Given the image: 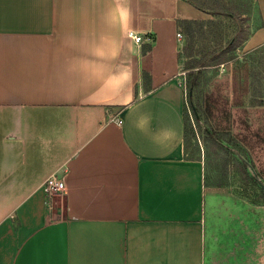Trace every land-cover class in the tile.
Instances as JSON below:
<instances>
[{
	"label": "crops",
	"instance_id": "crops-1",
	"mask_svg": "<svg viewBox=\"0 0 264 264\" xmlns=\"http://www.w3.org/2000/svg\"><path fill=\"white\" fill-rule=\"evenodd\" d=\"M206 17L182 0H0V264H264V204L184 150L177 21ZM51 174L65 190L48 200Z\"/></svg>",
	"mask_w": 264,
	"mask_h": 264
},
{
	"label": "rangeland",
	"instance_id": "rangeland-1",
	"mask_svg": "<svg viewBox=\"0 0 264 264\" xmlns=\"http://www.w3.org/2000/svg\"><path fill=\"white\" fill-rule=\"evenodd\" d=\"M220 1L227 6L225 13L221 11L222 15L216 16L223 22L220 34L224 35V40L219 45L211 34L196 43L198 49L206 46L203 53L208 58L207 67L191 97L188 96L187 72L184 71L186 57L180 55L187 98L184 109L195 133L191 147L198 148L200 158L204 155L207 158V170L212 177L210 182L220 183L242 195V184L249 183L252 189L248 192V199H257L260 192L264 194V41L254 48H249L246 43L256 33L264 38V0ZM180 33L182 48L188 38L182 30ZM229 41L236 45L234 49ZM213 48L215 51L212 52ZM210 93L218 97L221 106H226L231 113V129L228 133L226 131L231 138L228 141L227 135L224 140L209 138L211 123L204 118L202 106L204 97ZM191 104L199 114L198 125ZM191 147L186 150L187 156H197L192 155Z\"/></svg>",
	"mask_w": 264,
	"mask_h": 264
},
{
	"label": "trees",
	"instance_id": "trees-1",
	"mask_svg": "<svg viewBox=\"0 0 264 264\" xmlns=\"http://www.w3.org/2000/svg\"><path fill=\"white\" fill-rule=\"evenodd\" d=\"M192 6H194L196 9L204 12L207 15H212L208 19H202V20H179L177 21V24L180 28V31L182 30L183 34L188 38V41L185 45L181 48L180 55H184L186 57L185 62V68L184 71L187 72L186 74V86H187V92L188 96L191 97L194 94L195 89L199 85V79L201 78V75L203 73V70L207 67V56H205L204 49L205 47H201L202 49H198L196 47V43L200 39H206L213 34L215 36V42L217 44H221L222 39L224 40V35L220 34V31L222 32L223 28V22L221 18L217 19L216 16L222 15L221 13H225L227 10V6L225 4H222L220 0H182ZM212 2V4H211ZM217 11V12H215ZM222 11V12H221ZM214 15V17H213ZM215 32H219L215 33ZM231 43V41H229ZM216 44V45H217ZM233 46V49L236 45L231 43ZM215 48H213L212 52L215 51ZM208 54V53H207ZM142 78L144 82H147L149 79V75L146 73H143ZM191 111L193 114V118L195 119L197 125H198V119L199 114L195 110L193 104H191ZM202 113L206 120L210 121L211 127L209 130V138L211 139H218V140H224V135L226 134V131L228 133L230 127V117L231 113L226 108V106H221L218 97H215L213 94H207L204 97L203 100V106H202ZM217 116V114H219ZM218 119L216 120L215 118ZM225 122V125L222 126V123ZM222 128V129H221ZM195 133L193 130V126L191 121L189 122L188 116L186 115V112H184V150L186 151L188 148L191 147L192 140L194 139ZM226 140L228 141L230 138L229 135H227ZM217 146L222 148V146L217 143ZM192 148V147H191ZM187 153V151H186ZM192 155H197L195 157H190V159H200L199 150L195 146L191 150ZM206 154V153H205ZM204 162L207 168V158H205L204 155ZM248 180V177L246 178ZM249 183L242 184V189L244 192V197L248 198L249 191L252 189L249 187ZM241 188V187H240ZM260 198L252 199L254 202H258L261 204H264V194H261L260 192Z\"/></svg>",
	"mask_w": 264,
	"mask_h": 264
},
{
	"label": "built area",
	"instance_id": "built-area-1",
	"mask_svg": "<svg viewBox=\"0 0 264 264\" xmlns=\"http://www.w3.org/2000/svg\"><path fill=\"white\" fill-rule=\"evenodd\" d=\"M127 36L131 38L135 44H140L143 41L142 37L133 31H128ZM177 38H182L180 33L177 34ZM184 97L185 105H187V98L186 96ZM118 123H121V121H118ZM44 189L48 200H51L54 196L64 192L65 184L56 174H51L44 181Z\"/></svg>",
	"mask_w": 264,
	"mask_h": 264
}]
</instances>
